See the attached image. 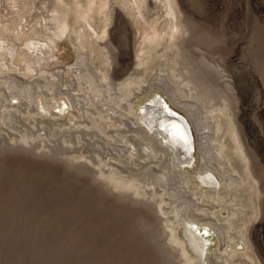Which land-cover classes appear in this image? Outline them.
Masks as SVG:
<instances>
[{
	"label": "bare ground",
	"instance_id": "bare-ground-1",
	"mask_svg": "<svg viewBox=\"0 0 264 264\" xmlns=\"http://www.w3.org/2000/svg\"><path fill=\"white\" fill-rule=\"evenodd\" d=\"M117 1L141 32L134 72L119 84L112 83L120 73L116 70L112 77L109 46L98 43L111 35L107 15L102 22L95 18L96 0H90L87 9L79 7V0L47 1L49 15L38 23L53 31L50 42L57 43L71 32L79 58L84 50L90 57L71 68L78 76L74 72L63 76L60 86H65L67 93L56 88L53 76L42 75L31 83L14 76L0 78V148L57 159L88 174L105 190L145 200L156 213L163 211L164 218L148 219L147 224H167V230L162 231L171 245L164 249L178 250L177 264H208L205 257L210 240L206 238L208 230L201 231V226L215 229L226 241L218 264H245L236 260L240 256L257 261L245 231L247 222L259 211L258 181L233 118L232 86L224 80L222 66L201 55L200 64L212 68L224 82L225 89L216 90L213 86L217 85H208L206 74L185 64L182 44L188 29L177 0H156L163 9L164 22L160 26L157 18L148 27L142 23L148 0ZM13 40L0 39V51L11 57L19 52ZM110 42L120 45L117 38L110 37ZM26 46L43 57L41 67L54 57L46 40L33 39ZM96 60L97 73L89 63ZM147 84H151L149 96L139 99L137 92ZM73 89L84 95L73 96ZM188 99L196 100L205 110L206 122L198 136L200 129L192 111L202 114V109ZM80 105L77 114L74 109L80 110ZM82 117L86 121H80ZM197 146L202 150L199 165ZM219 177L225 178L223 185ZM192 197L217 204L211 212L197 203L195 208L225 222L222 228L194 213ZM240 243L246 245L241 251Z\"/></svg>",
	"mask_w": 264,
	"mask_h": 264
},
{
	"label": "rangeland",
	"instance_id": "rangeland-1",
	"mask_svg": "<svg viewBox=\"0 0 264 264\" xmlns=\"http://www.w3.org/2000/svg\"><path fill=\"white\" fill-rule=\"evenodd\" d=\"M47 1L0 0V39H14L19 50L13 57L0 51V78L14 76L31 83L41 80L42 75L53 76L51 79L59 88L66 73H75L71 68L76 62L90 57L84 50L79 58L70 39L71 32L56 40L57 43L50 42L53 31L45 23H38L49 15ZM177 1L188 29L182 44L185 64H191L199 74H206L208 85H217L213 86L216 90L225 89L215 71L200 64L204 54L210 63L222 66L224 80L232 86L231 111L259 190V211L247 222L245 231L257 261L247 256L236 260L264 264V0ZM89 3L90 0H79V7L87 9ZM93 8L97 22H102L106 15L109 18L111 36L98 43L109 46L111 65L108 68L112 77L119 71L120 78L112 80L117 85L137 67L141 32L117 0H96ZM157 18L160 26L163 25V9L156 0H148L142 23L148 27ZM110 37L117 38L120 45L112 44ZM33 39L51 44L54 57L45 67L39 65L43 57L33 54L26 46ZM89 63L97 73L99 62ZM150 86L147 84L137 92L139 99L149 96ZM61 90L68 92L65 86ZM71 94L84 95L77 89L71 90ZM188 100L202 109V114L196 109L192 111L197 130L200 129L198 136L206 122L205 110L196 100ZM74 111L80 114L81 105L80 110ZM80 121H86L85 117ZM3 149L0 148V264H177L178 250L164 249L171 245L162 231L167 230V224L156 221L147 224L148 219L164 218L163 211L156 213L148 208L145 200L105 190L88 174L75 171L57 159ZM197 149L199 165L202 150L199 146ZM212 164L218 166L216 161ZM224 179L219 177L221 185ZM192 201L196 215L204 221L212 219L222 228L225 222L196 209L197 203L211 212L217 206L214 201L202 203L194 197ZM179 228L183 238V229ZM203 229L208 230L206 238L210 240L205 259L208 264H218V255L226 248V241L215 229L201 226ZM241 245H238L239 251L246 248Z\"/></svg>",
	"mask_w": 264,
	"mask_h": 264
},
{
	"label": "snow or ice",
	"instance_id": "snow-or-ice-1",
	"mask_svg": "<svg viewBox=\"0 0 264 264\" xmlns=\"http://www.w3.org/2000/svg\"><path fill=\"white\" fill-rule=\"evenodd\" d=\"M184 140H185V143H187V142H188V138H187V136H186V135L184 136Z\"/></svg>",
	"mask_w": 264,
	"mask_h": 264
}]
</instances>
